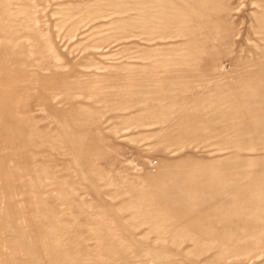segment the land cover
<instances>
[{
	"label": "rangeland",
	"instance_id": "374dc122",
	"mask_svg": "<svg viewBox=\"0 0 264 264\" xmlns=\"http://www.w3.org/2000/svg\"><path fill=\"white\" fill-rule=\"evenodd\" d=\"M0 264H264V0H0Z\"/></svg>",
	"mask_w": 264,
	"mask_h": 264
}]
</instances>
